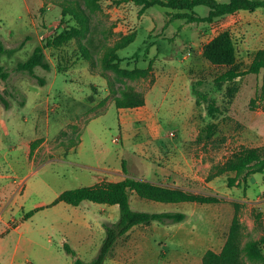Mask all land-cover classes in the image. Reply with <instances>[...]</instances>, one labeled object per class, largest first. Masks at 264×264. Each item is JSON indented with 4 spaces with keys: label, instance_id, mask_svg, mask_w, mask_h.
<instances>
[{
    "label": "rangeland",
    "instance_id": "obj_1",
    "mask_svg": "<svg viewBox=\"0 0 264 264\" xmlns=\"http://www.w3.org/2000/svg\"><path fill=\"white\" fill-rule=\"evenodd\" d=\"M72 1L76 0H0V32H7L4 43L12 48L25 41L12 55L0 56L11 70L7 80H0V209L10 205L7 227L13 228L25 214L22 207L11 204L24 188L30 208L50 203L53 191L44 193L39 189L46 188L45 182L61 191L85 186L90 182L89 175L98 173L99 170L92 171L75 162L55 160V149L66 141L77 140L80 130L86 146L79 154H66L67 159L87 161L96 157L93 161L100 165L113 160L106 144L102 145L104 151L93 156L89 148H101L100 139L90 127L82 126L94 101L103 107L111 100L113 103L91 127L103 131L104 126H109L111 130L105 139L113 144L112 138L121 134L116 97L123 90L132 89L142 94L145 101L148 96L149 103L140 108H122L123 126L128 128L137 120H145V132L151 136H147L150 141L139 152L144 164L127 162L128 172L115 179L128 175L148 178L224 199L218 203H169L143 199L132 192L133 208L184 212L185 219L172 226L195 229L198 237L207 239L214 238L216 224L223 230L220 237L229 234L225 228L230 229L236 215L244 227L243 243L249 238L260 239L264 252V173L251 174L230 186L229 177L235 176V172L225 169L235 152L264 145V70L259 74L247 72L256 52L264 48V7L255 12L227 14L213 22H188L172 16L177 10L160 4L143 8L132 1L97 0L95 5H88L87 0H77L90 14L89 31L81 40L91 56L86 57L78 38L59 49L46 46L52 69L36 68L45 80L42 84L37 77L18 70L17 63L65 28L81 26L73 14H65L67 9L74 8ZM194 11L207 15L209 7L199 5ZM35 25L43 32L41 36ZM224 31L233 36L237 65L242 72L232 81H219L226 68L204 56L205 47ZM129 38L132 41L123 44ZM108 47L115 48L117 58L106 55ZM81 73L86 74L80 76ZM168 73L178 80L176 92H169L162 81ZM106 78L111 90L107 96ZM78 84L82 90L77 94L73 87L76 89ZM193 85L208 100L198 103ZM38 92L49 93L48 102L39 104ZM70 92L76 98L69 96ZM209 103L215 104L214 112H210ZM72 120L76 121L74 126ZM68 129H73L70 136ZM154 134L156 141L152 139ZM114 138L119 141V137ZM114 145L126 155L121 141ZM83 205V212H87V205L97 212L95 220L103 214L99 211L101 203L86 200ZM21 222L22 239L20 232L12 231L2 242L1 264H10L13 254H17V262L29 259L34 264H73L75 257L66 251L61 240L75 222L66 221L47 207ZM53 222L58 226L53 227ZM169 227L157 221L136 226L119 239L108 263L118 259L125 264H141V259L129 253V245L144 243L145 236L157 239L159 231ZM81 228L86 235L85 227ZM89 232L88 243L92 247L78 256L86 263L98 255L103 236L96 224ZM197 244L193 247H199ZM167 247L163 244V248ZM245 264H264V260L245 258Z\"/></svg>",
    "mask_w": 264,
    "mask_h": 264
},
{
    "label": "trees",
    "instance_id": "obj_2",
    "mask_svg": "<svg viewBox=\"0 0 264 264\" xmlns=\"http://www.w3.org/2000/svg\"><path fill=\"white\" fill-rule=\"evenodd\" d=\"M132 1L143 8L160 4L177 10L172 16L182 18L188 22H213L216 19L227 14H233L239 10L255 11L264 7V0H117L118 3ZM73 9H67L65 14H73L79 21L80 27L72 26L65 28L54 37L46 41V45H37L33 52L25 60L17 63V69L26 71L31 76L37 77L42 84L45 83L43 77L36 73V68L41 66L47 70L52 69V63L47 56L45 47L59 49L78 38L79 45L84 48L86 57V45L82 43V38L89 31L90 14L76 0ZM97 0H87L88 5H95ZM199 5L209 7L207 15H201L194 11ZM131 38L125 40L123 44H128ZM25 45V41L13 48L5 46L0 36V56L3 54L12 55ZM115 48L108 47L106 55L115 56ZM83 55V54H82ZM85 56V55H83ZM204 56L212 63L223 66L226 69L221 73L219 81H232L242 74L239 65H237V54L232 34L229 31L220 33L211 41L204 50ZM106 57V56H105ZM152 67V64L148 69ZM264 70V48L259 49L249 67V73L259 74ZM11 75V70L7 68L0 60V80H7ZM193 92L197 96V102L208 100V97L196 85H193ZM118 108L140 107L144 106L146 101L142 94L132 89L123 90L121 96L116 97ZM210 112L216 110L214 103H209ZM76 139H74L75 141ZM225 169L235 172V176L229 177L230 186H233L237 180L245 179L247 176L255 173H264V145L255 147H244L235 152L226 162ZM125 171L127 172L126 168ZM135 192L143 199L159 202H183L191 201L198 203H218L224 199L218 195L204 194L187 190L180 186H173L157 182L155 180L138 178L135 176H125L121 180L111 181L103 180L93 185H85L76 188H69L60 193L53 204L60 201L73 205H79L83 201L90 200L101 204L119 205L120 217L115 222L104 223L106 234L102 242L98 255L89 263L77 257L76 251L68 244H65L66 250L75 257V264H104L111 250L118 239L127 234L134 226L148 224L154 221L159 223H171L183 221L186 213L180 211H146L133 208L131 194ZM43 207H37L28 211L24 218L31 217L34 212ZM244 227L235 215L230 226L227 240L221 252L208 249L204 255V264H245V258L251 261L264 260V252L261 247V240L249 238L243 243Z\"/></svg>",
    "mask_w": 264,
    "mask_h": 264
},
{
    "label": "crops",
    "instance_id": "obj_3",
    "mask_svg": "<svg viewBox=\"0 0 264 264\" xmlns=\"http://www.w3.org/2000/svg\"><path fill=\"white\" fill-rule=\"evenodd\" d=\"M258 10V9H257ZM255 10V11H257ZM239 11H249V10H239ZM238 11V12H239ZM252 11V12H255ZM251 12V11H250ZM36 26V25H35ZM37 27V26H36ZM38 28V27H37ZM0 29H2L0 27ZM39 29V35L41 36L43 34V32L41 31L40 28ZM8 31H12L11 29ZM7 33V32H5ZM5 33H1L0 32V36L2 37V40L4 41V34ZM6 46V44H5ZM8 47V46H6ZM11 48V47H8ZM13 48V47H12ZM20 50V49H19ZM86 73H81L79 74L80 76L84 75ZM161 80H159L160 82ZM162 81L167 84V88L169 92H176L177 91V87H178V80L177 78L173 77L172 74H165L164 77H162ZM106 84H105V91H106V95L107 96L111 90L109 88V81L106 78ZM80 87H82V85L80 86L79 84L77 85L76 89L75 87H73V91H75L77 94L82 90L80 89ZM155 87V86H154ZM93 89V86H92ZM71 90V92H73ZM71 92L68 94L69 96H71L72 98H76V96L72 95ZM153 92H154V88H153ZM39 94V98L38 102L45 104V102L48 100V94L42 93V92H38ZM51 95V94H50ZM66 95V94H65ZM148 96H147V105L149 103L148 101ZM48 102V101H47ZM113 102L111 100L108 101V105H104L103 107H98V101H94V104H91V106L88 107V111H89V117L87 118V121L83 124L82 128H88L90 127L91 130H93V132L95 133L96 136H98V138L100 139V147L95 146V148L91 149V147L88 149L89 151H91V153L93 154V156L97 155L101 150H103L105 147H103V144H106L108 149L111 151L110 152V156L113 157V160L110 161L108 160V162H104V164L100 165L96 162H94L93 160H96L98 158H90L92 160H87V161H77V160H69L66 158V154L70 153L71 151L74 152H78V154L80 152H82L84 150V147L86 146V140L83 136V134H81V130L79 131V138H77V140L75 141H71V142H67L61 144L59 147H57L55 150L57 152V157L55 158L56 161H62V162H75L79 165H83L84 167L88 168L89 170H99L98 173H91L88 177V180L90 182L86 183L85 185H93L96 184L98 182H101L103 180H111V181H117V180H121L123 178L120 179H115L116 176L122 175V173H127L128 172V167H127V162L131 161L133 164L134 163H139L142 162L144 164V159L140 158L139 152L140 150L144 147V145H146V142H149L150 139L147 136H151L148 135L149 132L146 131V125L147 122L145 120H137L135 122H133L131 124V127L128 128H124L123 126V122H124V116H123V110L122 108H118V114H119V127L121 129V134L120 136H114V137H119V141H121L123 143V147L126 150V155H123L122 153V149L121 148H115L116 143H118L119 141H114V137L112 138V142L113 144H108V142H106V135L108 133H110V127L109 126H104V130L102 131L101 129H97L94 126L91 127V124H93L94 121H99L100 118L103 116V114L105 113L106 109H108V107L112 104ZM146 106V105H144ZM144 106H140V107H144ZM139 107V108H140ZM72 125L74 126L76 124L75 120H72ZM156 125V124H155ZM68 131L67 136H70L73 134V129H68L66 130ZM156 134L153 135V140L155 139V141L157 140V138L155 137ZM109 145V146H108ZM104 151V150H103ZM53 159V158H52ZM100 161V160H99ZM98 161V162H99ZM101 162V161H100ZM125 168L127 170V172L125 171ZM44 187L46 188H39L42 192H46L47 190L49 191H53L52 193V197L50 198V203L49 204H44V205H38V206H32V207H27L26 205V200L24 198L25 195V188L23 190L22 194H17L16 196H14L13 194V200L11 202V204L13 206H20L22 207L21 209H23L24 213L26 214L28 211L35 209L37 207H43V208H51L57 215H59L61 218L66 219V221H71V222H75L74 228L72 229H68L66 227H62L65 231L63 238L61 240V242L63 243V245L65 246L66 243H68L77 253V257L81 256L82 253L84 252V250H87V248L92 247L89 243V235L90 234V230H92L95 226V224L97 226H99L101 228V231L103 233V236H101V240L99 242V246H98V253L100 251L102 242L104 240L105 234H106V229L104 226V223L106 222H115L119 219L120 217V208L119 205L114 204V205H110V204H102L100 205V210L102 211L103 214L98 215V217L95 220V215L97 214V212L95 210H93L91 207H89L87 205V212H83L82 208H83V204L84 201L79 204V205H73V204H69L67 202L64 201H60L56 204H53L54 200L60 195L61 192H63L64 190L61 191H56L52 188V186L50 184H48L47 182L44 183ZM18 187H16L14 190L17 191ZM9 204H5L3 206V208L0 209V248H4L2 247V242L5 240V236L7 234H10V232L14 231V232H20V239H22L23 237V230H22V226H23V222H21L24 218V216L22 215V219L19 221L18 224H16L15 226H13V228L7 227L8 222L10 220V213L8 210V207H10ZM92 206V205H90ZM24 207V208H23ZM41 208V209H43ZM163 211H168V210H163ZM22 213V210H21ZM181 222V221H179ZM179 222H171V223H162V224H169L171 227H169L168 229H161L159 232V234L157 235V239H150L149 236H145L146 240L143 242H141L140 245H136L131 243V245H129L128 247V251L131 255H133V257L135 258H139L141 259V264H204L203 263V258L204 255L206 253V251L208 249H213L216 252H221V250L223 249V246L227 240V235L220 237L219 233H223L221 229H219V224H216L215 226L216 231L213 233L214 238L211 239H207V237H198V234L196 233L197 231L195 229L192 230H186L183 229L180 225L179 227H175L172 226L174 224H177ZM53 227L58 226L57 222H53L52 223ZM82 227H85L84 229H86V235L84 234ZM138 226V225H137ZM136 226H134L127 234H129ZM226 231H229V228H225ZM229 233V232H228ZM125 234V235H127ZM66 235H70V236H66ZM124 235V236H125ZM71 237V238H70ZM191 238V239H190ZM120 239V238H119ZM119 239L117 241V243L119 242ZM54 242V240H53ZM168 242L170 243V245L168 244ZM113 247V249L111 250L108 258L105 260L104 264H125V262H122L120 260H114V262L112 263H108L109 257L111 256L112 252H114L116 250V245ZM198 243L197 245L199 247H193L194 244ZM163 244H166L168 247L167 248H163ZM207 245L205 248L203 245ZM17 248H19V243L16 245ZM149 248V249H148ZM67 251V250H66ZM201 251V253H200ZM68 252V251H67ZM69 253V252H68ZM119 254H117L118 256ZM17 254H13V256L11 257L10 260V264H34L32 262V260H26L25 263L22 261H18L16 259ZM146 259V260H145ZM74 258H73V264H75L74 262ZM145 260V261H143ZM28 261H31V263H29ZM1 264V262H0Z\"/></svg>",
    "mask_w": 264,
    "mask_h": 264
},
{
    "label": "built area",
    "instance_id": "obj_4",
    "mask_svg": "<svg viewBox=\"0 0 264 264\" xmlns=\"http://www.w3.org/2000/svg\"><path fill=\"white\" fill-rule=\"evenodd\" d=\"M114 141H118V138H115Z\"/></svg>",
    "mask_w": 264,
    "mask_h": 264
}]
</instances>
